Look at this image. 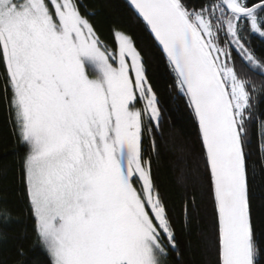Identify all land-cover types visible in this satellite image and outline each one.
I'll list each match as a JSON object with an SVG mask.
<instances>
[{"label":"snow or ice","instance_id":"1","mask_svg":"<svg viewBox=\"0 0 264 264\" xmlns=\"http://www.w3.org/2000/svg\"><path fill=\"white\" fill-rule=\"evenodd\" d=\"M127 8L195 129L214 264H264V216L254 221L250 181L264 174L255 103L264 59L249 39L264 40V0H127ZM94 16L85 0H0V104L23 150L34 243L48 264H169L179 254L177 213L189 218L195 196L177 205L155 183L163 113L145 58L119 28L102 39ZM12 212L0 205V223Z\"/></svg>","mask_w":264,"mask_h":264},{"label":"trees","instance_id":"2","mask_svg":"<svg viewBox=\"0 0 264 264\" xmlns=\"http://www.w3.org/2000/svg\"><path fill=\"white\" fill-rule=\"evenodd\" d=\"M90 17L98 28L102 39L111 42L113 28H119L131 35L146 61L147 74L160 101L163 113L161 129L156 135L158 156H153V176L161 193L177 205L187 192L195 196L196 210L189 218L177 213V242L179 254L169 257V264H214L215 253L210 250L206 237L212 232L211 199L207 186H201L197 171L202 173L203 162L190 117L179 101L173 102L174 91H170L172 77L167 71L160 53L146 36L142 26L131 15L127 0H85ZM255 54L264 59V40L258 36L249 38ZM260 81V77H256ZM256 111L264 114V94L257 96ZM257 136L252 134L250 150L256 159ZM147 147V141H145ZM23 150L18 146L14 126L6 108L0 104V205L6 204L13 210L8 224L0 223V264H48V258L35 246L32 235V221L27 212V200L20 178V157ZM185 179L181 180V177ZM253 183V217L258 221L264 216V174L257 169ZM195 188V192H193ZM23 248L20 257L17 250Z\"/></svg>","mask_w":264,"mask_h":264}]
</instances>
